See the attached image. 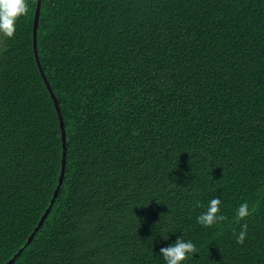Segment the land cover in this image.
I'll return each mask as SVG.
<instances>
[{"label":"trees","instance_id":"1","mask_svg":"<svg viewBox=\"0 0 264 264\" xmlns=\"http://www.w3.org/2000/svg\"><path fill=\"white\" fill-rule=\"evenodd\" d=\"M26 2L0 34V264H165L181 236L183 264H264V0L41 1L67 157L27 246L63 147ZM212 198L225 219L201 225Z\"/></svg>","mask_w":264,"mask_h":264},{"label":"clouds","instance_id":"2","mask_svg":"<svg viewBox=\"0 0 264 264\" xmlns=\"http://www.w3.org/2000/svg\"><path fill=\"white\" fill-rule=\"evenodd\" d=\"M28 11L26 0H0V34L13 37L15 24L19 17ZM220 198H212L208 201L206 210L197 217V222L204 226H212L225 217L220 215ZM249 205L247 202L241 203L236 209L237 218H244L248 215ZM246 226L236 235L238 244H242L246 238ZM164 240V237H162ZM197 252L195 244L191 240H186L181 236L175 242L160 249L159 256L163 258L165 264H183L184 261L193 257Z\"/></svg>","mask_w":264,"mask_h":264},{"label":"water","instance_id":"3","mask_svg":"<svg viewBox=\"0 0 264 264\" xmlns=\"http://www.w3.org/2000/svg\"><path fill=\"white\" fill-rule=\"evenodd\" d=\"M41 1L42 0H38L37 10H36L35 19H34L33 47H34V54H35V57H36V61H37L38 67H39V69L41 71V74L43 76V79L45 81V84H46L49 92L51 93V97L53 98L54 103H55V106H56V109L58 111L59 120H60V128H61V133H62L63 159H62L61 174H60V177H59V184H58V187H57V189L55 191L54 197H53V199L51 201V204H50L48 210L46 211V213L42 217V219H41L38 227L35 229L34 233L32 234V236L29 238L28 242L26 243V246L32 241V239L35 236L36 232L39 230V228L41 227V225L44 223L45 219L47 218L48 214L51 211V208L53 207V205L55 203L56 197L58 196L60 187H61V185L63 183V179H64V175H65L66 157H67V135H66V129H65V125H64V120H63V117H62L61 109H60L59 103L57 101V98H56V96L53 93V90L51 88V85H50V83H49V81H48V79H47V77H46V75L44 73L43 67H42L41 62H40V59H39L38 50H37V30H38V23H39V18H40ZM23 250L24 249H21L13 257V259H11L7 264H12L15 261V259L21 254V252Z\"/></svg>","mask_w":264,"mask_h":264}]
</instances>
